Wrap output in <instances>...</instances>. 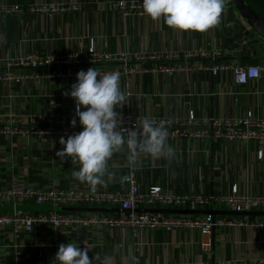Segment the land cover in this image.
<instances>
[{"label": "crops", "instance_id": "0c3cea01", "mask_svg": "<svg viewBox=\"0 0 264 264\" xmlns=\"http://www.w3.org/2000/svg\"><path fill=\"white\" fill-rule=\"evenodd\" d=\"M115 0H0V4H53L60 9L0 18V61L29 53H55L87 50L94 46L107 53H177L181 56L199 49H220L223 56L206 58L213 64L235 58L245 64L264 66V37L253 28L232 0H224L219 23L204 31L169 27L163 18L148 15L123 17L111 9ZM264 20V0H245ZM80 5V9H61ZM247 40V43H245ZM165 60L143 64L154 67ZM178 62L184 63L181 57ZM133 66L139 65L137 62ZM94 67V66H92ZM119 64L103 66L113 72ZM95 69H98L94 67ZM103 69L102 67H99ZM26 71V70H24ZM28 71V70H27ZM103 75V74H101ZM77 77L51 80L35 78L7 86L0 82V116L19 117L24 123L36 113L56 112L71 117L76 112L74 98L65 95ZM125 103L117 111L138 117H187L191 113L210 117H243L252 113L264 118V77L238 84L230 70L144 72L131 74L132 95L127 96L125 76L120 75ZM60 138L8 136L0 134V186L14 179L29 186L56 185L91 189L73 177L79 165L68 157L56 156L62 149ZM170 156L141 153L130 164L125 146L108 162L104 184L96 190L125 192V178L133 172L141 190L161 185L177 194L228 195L237 187L244 196H264V141L167 138ZM108 207V206H107ZM228 210L216 206L203 209ZM258 211V210H257ZM264 211V209L259 210ZM125 212L111 213L121 215ZM198 214L191 216H204ZM255 220L264 215L230 216ZM78 240L98 256L96 264L111 257L112 264H216L221 260L241 262L264 259V234L252 224L216 228L209 235L199 230L142 229L137 234L129 227L84 229L77 226L54 232L40 224L33 233L18 237L0 229V264H15L20 252L23 264H55L61 243Z\"/></svg>", "mask_w": 264, "mask_h": 264}, {"label": "built area", "instance_id": "2783aa9c", "mask_svg": "<svg viewBox=\"0 0 264 264\" xmlns=\"http://www.w3.org/2000/svg\"><path fill=\"white\" fill-rule=\"evenodd\" d=\"M80 5L61 9H80ZM60 8L53 4H30L26 7L19 4H0V18L7 15H20L25 10L31 13L57 11ZM111 9L123 17L133 15H147L143 11L142 0H115ZM247 43V40H245ZM223 56L220 49L212 51L199 49L184 56L177 53L155 54H129L127 52L107 53L91 46L87 50L66 52L63 55L55 53H29L26 56L0 61V82L7 86L23 84L35 78H48L51 80L77 77L80 70H87L94 66L100 74L107 73L103 66L119 64L115 70L125 76L127 96L132 95L131 74L144 72H183V71H218L230 70L238 84L264 77V66L259 64H245L240 58L222 61L213 64L204 63V59ZM183 57L185 62L178 60ZM150 60H165L171 63H162L154 67L143 64ZM137 62L139 65L133 66ZM102 67L103 69L99 68ZM26 70V71H24ZM28 70V71H27ZM121 127L132 130L136 123L144 117H138L131 112L120 114ZM77 120L75 127L71 125L73 119ZM157 124L164 122L168 137L176 139H220L264 141V118L254 116L252 113L243 117H210L198 116L191 113L187 117H150ZM82 130L77 113L71 117L56 112L36 113L24 123L19 117L11 115L0 116V134L8 136H34L37 138H67L69 135ZM127 190L125 192L108 189H84L77 187H61L56 185L45 188L29 186L22 181L14 179L12 182L0 186V205L2 206H34L51 207L49 211L0 210V229L9 230L11 235L19 236L22 233H33L40 224L48 225L54 232L77 226L84 229H97L105 227H129L135 234L142 229H162L166 232L172 230H199L209 235L216 228L227 226H243L252 224L259 227L264 234V219L253 220L249 217H227L211 214L204 216H191L180 214H160L141 209L149 208H190L203 209L216 206L234 211H255L264 209V196H244L238 194L234 187L228 195H201L177 194L167 192L163 186L154 185L141 190L136 175L131 172L125 178ZM80 206H108L127 210L124 214L111 213H81L56 210L60 207ZM58 226V227H57ZM15 264H23L22 254L16 253ZM119 264H140L135 257L132 262ZM216 264H264V259L250 262L239 260H221Z\"/></svg>", "mask_w": 264, "mask_h": 264}, {"label": "clouds", "instance_id": "9594fccd", "mask_svg": "<svg viewBox=\"0 0 264 264\" xmlns=\"http://www.w3.org/2000/svg\"><path fill=\"white\" fill-rule=\"evenodd\" d=\"M143 11L153 20L160 18L171 28L204 31L219 23L224 0H142ZM75 100L76 113L82 130L61 137L62 149L56 152L61 160L70 157L79 165L72 175L87 183L93 191L104 184L108 174V162L114 153L127 148L130 164L135 165L141 153L155 157L170 156L172 148L167 144L168 131L164 122L157 124L144 117L132 130L121 127V115L117 111L125 103L120 87V74L107 72L101 75L94 67L80 70L77 81L65 92ZM74 118L71 125L75 127ZM58 227V226H57ZM78 240L61 243L55 254V264H96L100 258L86 243ZM101 264H112L105 257Z\"/></svg>", "mask_w": 264, "mask_h": 264}, {"label": "water", "instance_id": "95a60500", "mask_svg": "<svg viewBox=\"0 0 264 264\" xmlns=\"http://www.w3.org/2000/svg\"><path fill=\"white\" fill-rule=\"evenodd\" d=\"M236 8L240 11L247 22L255 28L264 37V20L253 10V8L245 0H232ZM17 210H31V211H49L54 210L51 207H34V206H18L14 208L13 206H2L0 205V210L12 211ZM56 210L69 211V212H81V213H116V212H126L127 210L117 208V207H107V206H80V207H60ZM142 211L160 213V214H180V215H198V214H211L214 217L218 215H230V216H257L264 215V211H234V210H216V209H190V208H149L141 209ZM215 231V229L213 230Z\"/></svg>", "mask_w": 264, "mask_h": 264}, {"label": "trees", "instance_id": "16d2710c", "mask_svg": "<svg viewBox=\"0 0 264 264\" xmlns=\"http://www.w3.org/2000/svg\"><path fill=\"white\" fill-rule=\"evenodd\" d=\"M38 211V210H37Z\"/></svg>", "mask_w": 264, "mask_h": 264}]
</instances>
